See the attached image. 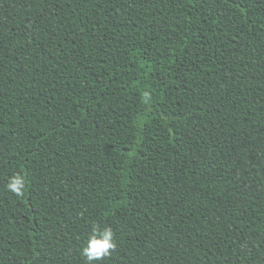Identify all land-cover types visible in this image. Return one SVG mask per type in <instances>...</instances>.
<instances>
[{
  "label": "trees",
  "instance_id": "1",
  "mask_svg": "<svg viewBox=\"0 0 264 264\" xmlns=\"http://www.w3.org/2000/svg\"><path fill=\"white\" fill-rule=\"evenodd\" d=\"M94 224L100 264H264V0H0V264Z\"/></svg>",
  "mask_w": 264,
  "mask_h": 264
},
{
  "label": "clouds",
  "instance_id": "2",
  "mask_svg": "<svg viewBox=\"0 0 264 264\" xmlns=\"http://www.w3.org/2000/svg\"><path fill=\"white\" fill-rule=\"evenodd\" d=\"M27 185L25 175L16 173L10 176L5 188L16 197H22ZM117 247L115 234L110 226L101 227L98 224L92 225L90 232L80 248V254L85 264H100Z\"/></svg>",
  "mask_w": 264,
  "mask_h": 264
}]
</instances>
